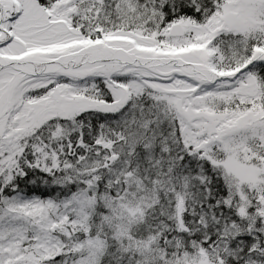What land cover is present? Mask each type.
<instances>
[{
	"label": "snow or ice",
	"instance_id": "1",
	"mask_svg": "<svg viewBox=\"0 0 264 264\" xmlns=\"http://www.w3.org/2000/svg\"><path fill=\"white\" fill-rule=\"evenodd\" d=\"M0 264H264V0H0Z\"/></svg>",
	"mask_w": 264,
	"mask_h": 264
}]
</instances>
